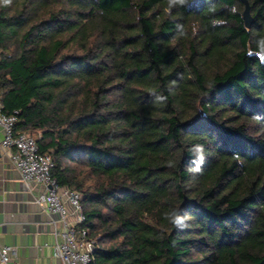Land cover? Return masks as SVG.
<instances>
[{
  "label": "trees",
  "instance_id": "1",
  "mask_svg": "<svg viewBox=\"0 0 264 264\" xmlns=\"http://www.w3.org/2000/svg\"><path fill=\"white\" fill-rule=\"evenodd\" d=\"M246 1L249 28L241 0L0 3L2 112L81 194L92 264H264V0Z\"/></svg>",
  "mask_w": 264,
  "mask_h": 264
},
{
  "label": "built area",
  "instance_id": "2",
  "mask_svg": "<svg viewBox=\"0 0 264 264\" xmlns=\"http://www.w3.org/2000/svg\"><path fill=\"white\" fill-rule=\"evenodd\" d=\"M0 98V148L6 153L20 179L28 185H40L42 192L36 197V204L54 217L56 243L54 256L61 264H92V247L95 243L88 237V231L79 227L85 217L82 213L81 194L67 187L59 186L51 177L53 168L49 155L38 152L35 137L29 133H16V112L4 114ZM73 219L69 222V219ZM58 225L63 230H59ZM0 264H17L16 251L11 246H0Z\"/></svg>",
  "mask_w": 264,
  "mask_h": 264
},
{
  "label": "crops",
  "instance_id": "3",
  "mask_svg": "<svg viewBox=\"0 0 264 264\" xmlns=\"http://www.w3.org/2000/svg\"><path fill=\"white\" fill-rule=\"evenodd\" d=\"M42 190L40 185L25 184L0 148V246L15 249L17 264H61L53 251L59 240L54 217L35 202Z\"/></svg>",
  "mask_w": 264,
  "mask_h": 264
},
{
  "label": "clouds",
  "instance_id": "4",
  "mask_svg": "<svg viewBox=\"0 0 264 264\" xmlns=\"http://www.w3.org/2000/svg\"><path fill=\"white\" fill-rule=\"evenodd\" d=\"M186 0H168V7L171 9L174 6L177 5H184ZM0 3L3 4V6H8L12 4V0H0ZM214 10V9H210ZM215 24H221L223 21H215ZM260 49L261 51L257 53L258 56H260L262 62H264V40L260 41ZM192 151L196 154L197 159L194 161H191L195 167L192 169V171L199 173L202 171V165L205 162V147L202 144H196L193 146ZM171 166V165H170ZM164 219L168 220L169 223L177 229H184L189 227V221L192 219V217L186 213H182L178 209H172L170 212H166L164 214Z\"/></svg>",
  "mask_w": 264,
  "mask_h": 264
},
{
  "label": "water",
  "instance_id": "5",
  "mask_svg": "<svg viewBox=\"0 0 264 264\" xmlns=\"http://www.w3.org/2000/svg\"><path fill=\"white\" fill-rule=\"evenodd\" d=\"M242 3L244 4V10L242 13V18H243V22L246 28L250 27L251 24V17L249 14V6L246 0H241ZM94 252V246L92 247V253Z\"/></svg>",
  "mask_w": 264,
  "mask_h": 264
}]
</instances>
